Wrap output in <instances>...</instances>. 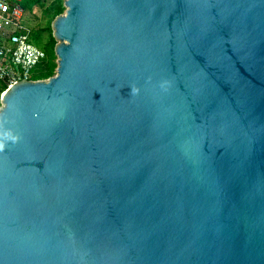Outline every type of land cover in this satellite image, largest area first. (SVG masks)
<instances>
[{"label":"water","instance_id":"obj_1","mask_svg":"<svg viewBox=\"0 0 264 264\" xmlns=\"http://www.w3.org/2000/svg\"><path fill=\"white\" fill-rule=\"evenodd\" d=\"M64 6L1 96L0 264H264V0Z\"/></svg>","mask_w":264,"mask_h":264},{"label":"built area","instance_id":"obj_2","mask_svg":"<svg viewBox=\"0 0 264 264\" xmlns=\"http://www.w3.org/2000/svg\"><path fill=\"white\" fill-rule=\"evenodd\" d=\"M24 0H0V82L10 87L33 79L47 54L33 40L34 29L26 22Z\"/></svg>","mask_w":264,"mask_h":264},{"label":"trees","instance_id":"obj_3","mask_svg":"<svg viewBox=\"0 0 264 264\" xmlns=\"http://www.w3.org/2000/svg\"><path fill=\"white\" fill-rule=\"evenodd\" d=\"M65 0H52L51 3L44 9L50 19L47 26L42 30H34V42L44 49L47 54L45 65L41 66L39 72L33 76V79H47L56 73L57 68V55L55 53L56 39L53 36L52 22L60 14L64 13L66 7L64 6ZM36 5L44 6V0H24L23 6L26 11H32ZM47 32V40H42V33ZM7 89V86L0 82V97L2 92ZM1 106V100H0Z\"/></svg>","mask_w":264,"mask_h":264},{"label":"rangeland","instance_id":"obj_4","mask_svg":"<svg viewBox=\"0 0 264 264\" xmlns=\"http://www.w3.org/2000/svg\"><path fill=\"white\" fill-rule=\"evenodd\" d=\"M51 1L52 0H44V6L36 5L32 11H27L25 20L35 31L42 30L47 26L50 17L46 14L44 9L51 3ZM42 40L44 42L47 40V32L42 33Z\"/></svg>","mask_w":264,"mask_h":264},{"label":"clouds","instance_id":"obj_5","mask_svg":"<svg viewBox=\"0 0 264 264\" xmlns=\"http://www.w3.org/2000/svg\"><path fill=\"white\" fill-rule=\"evenodd\" d=\"M4 149V144L0 143V151H2Z\"/></svg>","mask_w":264,"mask_h":264}]
</instances>
